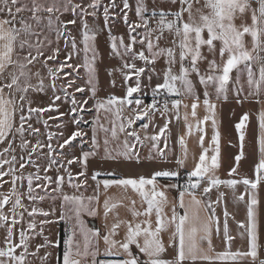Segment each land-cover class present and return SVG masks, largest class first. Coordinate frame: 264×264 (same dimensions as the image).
<instances>
[{
    "label": "snow or ice",
    "instance_id": "snow-or-ice-1",
    "mask_svg": "<svg viewBox=\"0 0 264 264\" xmlns=\"http://www.w3.org/2000/svg\"><path fill=\"white\" fill-rule=\"evenodd\" d=\"M167 2L174 8L149 9L147 0H135L136 19L130 20L128 13L133 10L130 0H119V3L117 0H107L106 3L105 0H0V230H3L0 235V264H34V260L39 264H49L52 252L44 251L40 255L41 250L58 248L60 240L46 234V228L50 232L51 226L60 221L67 228L62 259H58L57 264H88L89 257L90 264H196V261L243 264L248 260L251 264H264L259 255L264 246L260 243L258 219L259 189L264 186V109L258 113L259 158L253 166V175L241 176L238 171L239 162L244 157V129L249 120L245 112L235 124L241 147L234 158L236 166L229 170V179H221L217 175L221 134L216 119L217 105L212 102L209 91L210 88L214 90L217 101H227L231 93L238 104L252 99L256 103H264V0ZM101 11L111 53L122 61L120 71L126 86L123 97L96 98L98 31L90 27L88 18L95 21ZM65 14L72 18L62 19ZM116 18L127 26V39L124 35L113 34ZM61 54L63 61L60 60ZM81 57V62H73ZM161 59L165 64L162 82L151 89V103L144 104L133 94L142 91L141 77L148 66H151L152 74L160 76L155 65ZM137 61L143 62L144 66H138ZM65 69L76 73V79L80 78L79 70L82 69L87 77L85 86L76 84V79H68L57 87V80L69 75ZM42 73H46L53 95L47 107H34L31 94L46 90ZM193 75L204 89L202 103L207 114L202 119H197L196 110L201 100L190 78ZM33 78L36 83H33ZM148 80L151 82L152 75ZM112 83L115 85V81ZM86 91L91 94L89 98H83ZM76 93L81 94V99H77ZM165 95L193 97L191 117L196 123H188L186 111L183 119L187 131L178 139L183 158L175 160L178 168L185 166L188 156L185 136H192L194 128L199 133L198 160L187 172L178 200L169 201L167 196V189L178 187L175 183L163 186L158 183V178L179 176L178 170L171 169L154 170L148 176L105 173L113 177L111 179H98L102 173L95 171L90 176L95 182L93 195L85 197L64 192L65 183L77 192L89 187V158L99 155L101 148L103 160L141 164L140 149L145 141H150L147 160L155 162L159 157L161 162H169L165 151L171 124L168 113L175 111V118L179 120L180 107L188 109L189 105L183 104L181 99H172L170 108L168 99H164L162 104L160 102L159 97ZM90 98L95 101L92 107L96 113L91 122V149L82 151L80 156L66 153V147L71 148L77 138L82 144L87 142L84 140L87 133L79 127L84 122L83 116L73 114L83 112ZM62 100L71 105L68 113L59 111L60 106L56 102ZM52 111L58 115L40 118ZM101 112L106 114L109 126L101 121ZM157 113L164 119L163 125L157 126L158 130L149 135L151 121L142 123L140 127L144 135L141 136L134 125ZM65 115H70L77 125L67 137L62 131L49 130L50 120H58ZM209 121L213 134L210 144L205 146L207 133L204 125ZM35 124H41L45 132L42 134L41 128ZM55 127L63 128L64 125L59 123ZM100 132L104 134L102 142ZM161 143L164 147H160ZM73 164L81 166L75 174L71 171ZM5 185H8L6 190ZM241 185L243 191L237 194L236 190ZM220 186L231 189L234 200L246 205V220L237 221V227L242 230L241 237H247L246 251L232 250L235 237L230 233L228 220L235 217L227 210L226 194L220 192L215 200L207 199L208 194ZM111 188L131 189L146 207L143 211L137 210L136 201L131 200L128 210L133 219L121 220L117 214L109 227V214L123 206L122 200L107 195ZM200 188L202 198L198 199L195 190ZM101 190L104 194L102 205ZM186 195L190 197L187 204ZM58 198L61 200L59 215L55 207ZM45 200L53 201L47 210L38 206ZM221 204L225 205L223 220L216 211V206ZM169 205L170 216L164 211ZM101 207L104 233L89 227L83 219L84 215L97 217ZM177 207L184 209L183 214L177 212ZM138 217L144 219L138 220ZM121 225L126 227V232L118 241L114 237ZM214 235L221 239L223 251H215ZM100 240L105 245L103 256L123 258L98 259L101 255Z\"/></svg>",
    "mask_w": 264,
    "mask_h": 264
},
{
    "label": "crops",
    "instance_id": "crops-1",
    "mask_svg": "<svg viewBox=\"0 0 264 264\" xmlns=\"http://www.w3.org/2000/svg\"><path fill=\"white\" fill-rule=\"evenodd\" d=\"M250 22V20H249ZM250 46V45H249ZM156 71L160 73V76H156L151 73L150 68L151 66H148L146 69L145 74L141 77L142 82V91L140 93H134V98H139L144 101V104H149L152 101V92L151 89L158 83L162 82V69L165 67L164 60H159L156 65ZM178 68V67H177ZM121 69V68H120ZM118 69V72H116V75L118 76L119 80L120 77H122L121 71ZM152 75V80L149 82L148 76ZM235 75V73H234ZM193 80V83L195 85V91L196 94L199 95L201 103L199 107L197 108V119H202L204 115L207 114L204 105L202 103L203 101V86H201L195 77V75L190 77ZM133 79H135L133 77ZM246 79V77L244 78ZM179 86V84H178ZM245 88L247 90V85L245 84ZM114 89L118 92L121 90L126 91V86L124 79L122 82L115 83ZM209 91L212 93L211 100L212 102L216 103V119L218 121L219 125V131L221 134V155H220V168L217 171V175L221 179H229L228 176L229 170L236 166L235 156H237L240 151V140H239V133L235 129V124L239 122L241 116L247 112L249 115V120L246 122L247 127L244 129L245 131V140L243 144V152L244 157L239 162V174L241 176L247 175L251 177L253 175V166L258 161L259 158V152H258V136H259V122H258V113L261 109H264V103H256L254 99L245 101L243 104L236 103L235 97L229 93V99L227 101H217L215 99V94L213 89H209ZM161 104L163 103L164 99L169 100V107L171 108V100L172 99H181L183 101V104H188V109H185L183 106L179 109V115L180 119L177 120L175 118L176 113L175 111H172L168 113V116L171 117V124L169 125V132L167 136V145L166 153H167V160L169 162H161L159 160V157H157L155 162H151L147 160V157L149 155V149L151 147L150 141L144 142V147L140 149V155L142 158L143 163L141 164H124V163H117L113 161H106L102 159L103 156V148H101L100 154L97 155V170L102 173L98 179H111L113 177L105 175L107 172H116L118 174H122L125 176H135L139 174H143L145 176L150 175V173L154 170L159 169H171V170H178L179 173L188 172L190 171L195 163L198 160V156L200 153V148L198 147V136L199 133L195 131V128L193 130L192 136H185L186 142H187V149H188V156L187 160L185 161V166L178 168L175 160L177 157L183 158V149L181 145L178 142V139L181 135H185L187 129H186V123L183 119L184 113L187 111L189 114V120L188 123H192L195 125L196 121L191 117V104L193 103V97L191 96H162L159 97ZM264 99V98H262ZM134 107V105L132 106ZM125 114L127 115V109L125 110ZM151 121L150 128L148 130V134H153L156 130H158L157 126H162L164 123V119L160 117V115L157 113L154 117L145 118L143 121H137V123L134 125L136 130L140 132L141 136L144 135V131L141 129L140 125L142 123H149ZM206 129L207 135L205 136V146H208L210 144L211 136L213 134V129L211 125V121H209L206 125H204ZM121 140H123V136L120 137ZM163 140V138H162ZM160 147H164V144L161 143ZM153 155H156L155 153H152ZM89 174H93L95 171H89ZM179 174V176H180ZM171 177V178H158V183L163 185H168L175 183L178 186L177 178L179 177ZM91 180V179H90ZM90 184L94 186L95 182L90 181ZM8 188V185H5V190ZM71 190V188H70ZM101 195V205L104 200V194L103 190ZM237 194H239L240 191H243V186H238L237 188ZM64 192L67 193V183H65L64 186ZM72 192V190L70 191ZM196 196L198 199L202 198V188L195 190ZM220 192H224L226 194V206L228 212L235 217V219H232L231 217L228 220L229 223V229L231 235L235 237V240L232 243V250L235 251L237 249H240L241 251L247 250V237H241L240 232L242 231L237 227V221L246 220V205L242 202H237L234 200L233 192L231 189L220 186L219 189H213L207 196V199L215 200ZM107 195H110L114 197L115 200H122L123 206L118 207L114 210V212L110 213L107 219V224L110 227L112 223L115 222L116 216L118 214L119 219L121 220H129L131 221L133 218L131 216L130 211L128 210L131 207L130 201L135 200L136 201V208L137 210L143 211V208L146 207V205L142 206L141 199L139 195L135 192H133L131 189L124 191L119 188H111L109 189ZM167 196L169 201L178 200L179 196V190L178 187L175 189L169 188L167 189ZM259 198H260V205L258 207V219H259V231H260V243L262 246H264V186H262L259 189ZM190 200V197L187 195L185 196V203L187 204ZM43 204L40 203L38 206L43 207L44 209L49 208V202H52L51 200H45ZM27 203V202H26ZM60 204H56V210L57 215H59L60 212ZM58 205V206H57ZM224 204L216 206L217 215L221 217V220H223V209ZM59 207V208H57ZM177 212L180 214H183L184 209H180L177 207ZM165 213L170 216L171 215V206L169 205L164 209ZM203 215V213H202ZM87 217V220L85 219V222L87 221V225L89 227L98 228L100 229L101 233L106 232V229L104 227L105 220L103 218V208H100V214L97 217ZM138 220L144 219V217H138ZM153 221L155 220V216L153 214L152 216ZM60 225L62 227V224H65L63 221H60L59 223L54 224L53 226L56 227L57 225ZM67 228V225L65 227V230ZM64 230V233H65ZM126 232V227L124 225H121L120 229L117 232V235L114 237L116 240L120 241L124 238ZM3 234V230H0V235ZM165 241L167 242V235H165ZM213 245L216 252L223 251L224 245L221 243V239L217 238L215 235L213 237ZM101 255L98 257V259H105V260H117L122 259V256H103V249L105 248L103 240H100L99 242ZM133 251L135 252L136 249L133 246ZM169 253L171 254V249L169 250ZM260 258L264 259V247H262L260 251ZM59 257L55 258L49 262V264H57V260ZM91 257L88 258V264H90ZM35 262V261H34ZM35 264H39V261L37 260ZM196 264H209L207 261H196ZM213 264H233V262L230 261H215ZM243 264H251L250 260L243 262Z\"/></svg>",
    "mask_w": 264,
    "mask_h": 264
},
{
    "label": "rangeland",
    "instance_id": "rangeland-1",
    "mask_svg": "<svg viewBox=\"0 0 264 264\" xmlns=\"http://www.w3.org/2000/svg\"><path fill=\"white\" fill-rule=\"evenodd\" d=\"M107 2V0H105V3ZM117 3H119V0H117ZM148 3V7L149 9L153 8V7H157V9L159 8H164L165 10L169 9V8H174L173 5H171L170 3L167 2V0H155V3L153 2V0H147ZM130 4L133 5V10L129 11V18L130 20H135L136 17L134 15V7H135V0H130ZM117 11H119V9H117ZM71 15L70 14H65L62 19H71ZM89 25L90 27H93L95 29H97L98 31V35H97V40H96V45H97V50H98V57L95 63V67L97 69V99H104L107 98L109 96L115 95L117 97H123L126 93V91L121 90L120 92L116 91L114 89V85H113V81H115V83H119L123 81V76L120 77V80L118 78V76L116 75V72H118V69L122 68V61L119 57L115 56L114 54L111 53V48H110V42L108 39V31L107 29H104V25H103V17H102V11L101 13L98 15V17L95 19V21L93 20V18L89 17ZM79 24V21L77 22ZM154 25V22H153ZM72 27V26H70ZM100 29H103V31H100ZM113 34L120 36V35H124L125 39H127V26L123 23V21L119 18H116L115 21V25L112 28ZM74 34L77 35V39L79 41V35L78 33L75 31L74 29ZM61 48L63 49V42L61 41ZM64 56L63 54H61L60 56V60L63 61ZM82 57L80 59H76L73 62L74 63H79L81 62ZM138 66H144L143 62L137 61ZM37 68H39V65L36 66ZM178 67V65H177ZM36 69L34 68L33 71H35ZM65 72L69 73V75L67 76H62L59 80H57V87H59L61 84H63L66 80L68 79H76V73L72 72L71 69H65ZM111 73V75L109 74ZM43 75H45V92L43 93H32V99L34 100V104L33 106H39V107H47V105L51 102L52 99V89L49 86V80L47 79L46 73H42ZM79 79H76V84L80 85V86H85V80H86V74L85 72L81 69L79 70ZM33 83H36V79L33 78ZM69 91H73V89H69ZM59 94V93H58ZM77 99H81V94L80 93H76L75 94ZM90 92L86 91L83 94V98H89L90 97ZM94 99H89V103L87 105H85V110L83 112L80 113H75L73 115L76 116H83V121L79 127L80 129L87 133V136L84 137V140L87 141L86 143H81L80 138H77L75 141L72 142V147L71 148H67L64 150L66 153H71L72 155L75 156H80L82 151H89L91 149V143H90V139H91V129H92V121L96 116L95 110L93 109V104H94ZM60 107H59V111L63 112V113H68L69 108L71 107L70 103L68 101L62 100V101H57L56 102ZM57 116L58 114L55 111L52 112H48V113H44L40 118L41 119H47L48 116ZM105 113L101 112L100 114V118L101 121L103 123H105V126H109L107 120L105 119ZM113 118V117H110ZM34 123H35V118H34ZM59 123H63L64 127L63 128H57L55 127L56 124ZM49 125L50 131L59 133V132H63L64 136L67 137L69 136L73 131L76 130L77 125L74 124L72 122L71 116L70 115H65L63 117H61L58 120H50L49 121ZM36 127H40L41 128V133L43 134L45 132V129L43 128V126L41 124H35ZM104 137V134L102 132L99 133V138L102 142ZM42 140L44 139V136L41 135L40 137ZM54 146H55V142H54ZM97 156L95 157H90L89 158V162H88V170H87V176L89 177L88 179V185L89 187L85 190L84 188H81L79 192H77L75 189H72V192H70V187L67 186V194L72 195H80L83 194L85 197L93 195V190H92V185L90 184V176L91 174H89V171H96L97 170ZM81 170V166L79 164H73L71 166V171L73 172V174L79 172ZM60 199L58 198L55 201V205L60 203ZM47 204L48 205V201L46 203H42V205ZM52 202H49V205H52ZM58 206V205H57ZM59 208V207H57ZM87 215L83 216V219L87 220ZM89 217V216H88ZM87 224V221H86ZM89 226V225H88ZM66 224H62V227L58 224L56 227H54L53 225L51 226V230L50 232L48 231V229L46 228V234L50 235L53 239H59L60 240V233L61 230L63 228V231L65 230ZM65 234V233H64ZM60 246V245H59ZM44 251H50L52 252V256L49 257V262L52 261L55 258L59 257V247L58 248H52V249H47V250H41L40 255L44 254ZM34 264L36 263L37 260H34Z\"/></svg>",
    "mask_w": 264,
    "mask_h": 264
},
{
    "label": "built area",
    "instance_id": "built-area-1",
    "mask_svg": "<svg viewBox=\"0 0 264 264\" xmlns=\"http://www.w3.org/2000/svg\"><path fill=\"white\" fill-rule=\"evenodd\" d=\"M186 175L187 173L186 172H183L180 174V176L177 178V183H178V190H182V186L184 185L185 183V180H186Z\"/></svg>",
    "mask_w": 264,
    "mask_h": 264
},
{
    "label": "trees",
    "instance_id": "trees-1",
    "mask_svg": "<svg viewBox=\"0 0 264 264\" xmlns=\"http://www.w3.org/2000/svg\"><path fill=\"white\" fill-rule=\"evenodd\" d=\"M65 237L63 228L60 233V246H59V259H62V254H63V239Z\"/></svg>",
    "mask_w": 264,
    "mask_h": 264
}]
</instances>
